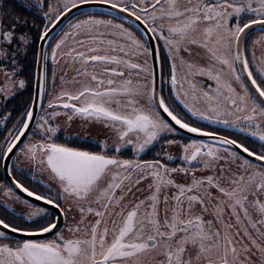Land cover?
I'll return each instance as SVG.
<instances>
[{
	"label": "snow or ice",
	"instance_id": "obj_1",
	"mask_svg": "<svg viewBox=\"0 0 264 264\" xmlns=\"http://www.w3.org/2000/svg\"><path fill=\"white\" fill-rule=\"evenodd\" d=\"M21 3L40 23L0 0V264H264V0Z\"/></svg>",
	"mask_w": 264,
	"mask_h": 264
},
{
	"label": "rangeland",
	"instance_id": "obj_2",
	"mask_svg": "<svg viewBox=\"0 0 264 264\" xmlns=\"http://www.w3.org/2000/svg\"><path fill=\"white\" fill-rule=\"evenodd\" d=\"M256 34V35H255ZM254 36H252L251 40L249 41V46L248 48L251 50L253 45H252V41L255 40L258 35H259V32L255 33ZM255 54H256V57H257V60L261 57V56H264V45H256L255 46ZM248 55H249V60L254 63L252 61V57H251V51L248 52ZM99 70V69H98ZM74 75L73 72H69L68 73V77L71 78L72 76ZM79 85H66V87H78ZM64 120H65V117L61 116L58 118V122L63 125L64 123ZM81 122H78V121H75L72 125V128L68 130V134L69 135H75L76 133H79L81 136H96L97 139H104V135H102L101 133L103 132V129L99 128V127H91V126H84V127H81ZM1 127H3V125H1ZM167 151H169L171 154H173L174 156H177L179 153L177 152L178 150H181L179 146H171V147H168V146H165ZM127 153H130V152H127ZM125 153L124 155V158H131L129 157V155ZM175 153V154H174ZM178 153V154H177ZM175 165V164H174ZM172 165V166H174ZM199 174V173H198ZM163 212V205H161V213Z\"/></svg>",
	"mask_w": 264,
	"mask_h": 264
},
{
	"label": "flooded vegetation",
	"instance_id": "obj_3",
	"mask_svg": "<svg viewBox=\"0 0 264 264\" xmlns=\"http://www.w3.org/2000/svg\"><path fill=\"white\" fill-rule=\"evenodd\" d=\"M94 12H96V13H101V14H102V17H101V18H113V17H116V22H120V16H118V15H114V14H110V13H105V12H100V11H94ZM79 15H80V13L74 15L73 17H75V16H79ZM81 18H83V17H81ZM129 24H130L133 28H135V25H133L132 23H130L129 21L126 20V26L129 25ZM63 26H64V24H63ZM63 26H62V27H63ZM138 31H139V30H138ZM257 32H259V30L256 31L255 33H257ZM255 33H254V34H255ZM254 34H253V36H254ZM255 35H256V34H255ZM251 39H252V38H250L249 41H250ZM161 43H162V42H161ZM248 46H249V42H248ZM163 55H166V53L162 51V52H161V58L163 57ZM248 57H249V55H248ZM151 61H152V57L150 58V62H151ZM253 64H254V63H252V62L250 61V67L253 66ZM164 72H165V74H167V72H168V67H167V65H165V67H164ZM254 75H255V72H254ZM58 88H59V79H57V89H58ZM165 92L167 93V87L165 88ZM168 102L171 103L170 100H169ZM177 110L183 112L182 107L179 106V105H177ZM76 121L82 123V121H80V120H76ZM202 125L205 126L208 130H215V131H218V132H219L220 134H222V135H229L230 138H237V139H239V138H240V135H241V134H239V133H236V134L233 135L232 130L226 129L223 125H209V124H207V122H202ZM2 128H3V127H2ZM181 134L184 135L185 138L188 137L187 135H185V134H183V133H181ZM3 135H4V132H3V131L0 132V137H2ZM68 135H69V134H68ZM246 142H247V141H246ZM70 146H76V145H74V144L72 143ZM78 147H79V146H78ZM85 149H87V148H85ZM157 150H159V149H157ZM177 152L180 154L181 150H178ZM126 153H127V152H126ZM149 153L154 154L152 151H149ZM178 153H177V154H178ZM127 154L129 155V157H132V153H127ZM174 154H175V153H174ZM124 155H125V153H124ZM143 158H144V157H143ZM144 159H152V157L146 155V158H144ZM176 163H179V161L177 160ZM176 163H174L175 165H174V164H172V165L176 166ZM172 165H171V166H172ZM2 179H3V175H2V172H0V180H2ZM17 179H20L21 182L25 183V185L28 186V182H27V180H26V178H25L24 176H18Z\"/></svg>",
	"mask_w": 264,
	"mask_h": 264
},
{
	"label": "trees",
	"instance_id": "obj_4",
	"mask_svg": "<svg viewBox=\"0 0 264 264\" xmlns=\"http://www.w3.org/2000/svg\"><path fill=\"white\" fill-rule=\"evenodd\" d=\"M6 3L13 8V10L17 13H20L24 16H26L29 20L36 19L37 23H40L39 19L31 15L26 9L22 6L21 0H6ZM35 71V66L32 63V58L30 57L28 62H27V67H26V72L31 75ZM34 93V85L33 87L29 90L24 92L23 94L19 95L13 102L12 107H15L16 109L22 111L23 108L26 106L27 102L29 101V97L33 95ZM2 127L0 125V132H2ZM74 145L82 147V148H92L93 145L88 144V143H83L82 141H74ZM126 153V152H125ZM147 156H151L153 158L154 154L152 153H147ZM146 158V155L144 156Z\"/></svg>",
	"mask_w": 264,
	"mask_h": 264
},
{
	"label": "water",
	"instance_id": "obj_5",
	"mask_svg": "<svg viewBox=\"0 0 264 264\" xmlns=\"http://www.w3.org/2000/svg\"><path fill=\"white\" fill-rule=\"evenodd\" d=\"M82 11H102V12H106V13H110V14H114V15H118V16H120V15H124V16H126L127 14H118L117 13V11L116 10H113V9H111L109 6H101V5H84V6H82V9H81ZM79 12H77L75 9L73 10V12L71 13V14H69L70 15V17H72V16H74L75 14H78ZM128 21H130V22H132L134 25H136V22H135V20H134V18H128L127 19ZM63 26V23L60 25V27H62ZM59 29H57V31H58ZM259 29H257L256 31H258ZM153 43H155V41H153ZM153 59H155V54H154V56L152 57V60ZM159 63H160V61H157L156 62V66H157V73H158V75H159ZM35 92H36V88H35V85H34V93H33V95L35 94ZM39 114H40V111H39V108H37L36 109V111H35V115H36V117H38L39 116ZM165 116H166V114H165ZM170 119V118H169ZM178 127V126H177ZM181 133H183V134H185V135H187V136H192V138H198V139H204V140H206V141H208L209 140V138L208 137H197V136H195V134H186V133H184V131L183 130H181ZM254 159V158H253ZM26 195V194H25ZM29 199H33L34 200V198H29ZM36 203H38V204H42L43 202H36Z\"/></svg>",
	"mask_w": 264,
	"mask_h": 264
}]
</instances>
